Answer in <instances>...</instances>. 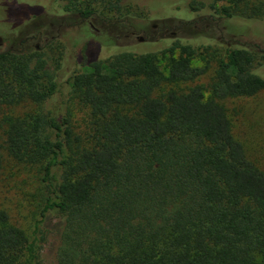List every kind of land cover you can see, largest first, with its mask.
<instances>
[{"label":"trees","instance_id":"obj_1","mask_svg":"<svg viewBox=\"0 0 264 264\" xmlns=\"http://www.w3.org/2000/svg\"><path fill=\"white\" fill-rule=\"evenodd\" d=\"M138 1L132 9L150 21L175 23L174 33L104 44L90 36L88 24L105 11L121 13V5L30 0L41 5H31L20 22L69 15L72 27L84 26L90 38L73 63L64 50L50 57L51 43L0 54V104L41 106L32 117L10 119L0 133V183L8 155L37 168L42 184L31 238L0 210V264H264V171L247 157L220 102L264 90L257 47L225 48L210 97L200 87L162 91L166 81L202 76L194 60L218 47L208 37L183 42L178 29L195 22L187 15L262 23L264 5ZM75 99L88 110L85 134L73 120Z\"/></svg>","mask_w":264,"mask_h":264},{"label":"rangeland","instance_id":"obj_2","mask_svg":"<svg viewBox=\"0 0 264 264\" xmlns=\"http://www.w3.org/2000/svg\"><path fill=\"white\" fill-rule=\"evenodd\" d=\"M83 1L84 4L81 3L82 5H121L125 9L122 10V14H129V6L131 8L132 6L140 5L138 0ZM199 1H203L207 5H227L226 0H218L217 3L215 0ZM31 5L34 4L30 0H19L18 4L11 0H0V54L11 49H26L31 52L33 50L40 51L45 44L51 43L48 49L50 57L55 56L57 58L60 51L64 50L68 54V59L73 63L74 55L76 56L81 51L85 44L84 42L90 38L85 35L84 26L83 29L78 26L72 27L74 23L69 15L59 17L46 16L36 18L27 23H24L25 20L20 22V18L27 17V9L29 11L33 10ZM36 5L41 4L35 3L34 7L38 8ZM247 5H264V0H248ZM133 9L131 8L132 12L127 17L122 16L117 9L105 11L104 18H101L100 22L88 24L91 32L90 36L104 44L118 42L131 45L151 40V38L157 41V37L167 33L165 31L174 33L170 27H175V23L162 24L159 21H150L146 18L142 9ZM22 12L24 15H22ZM186 17L189 20L194 19L195 22L191 26L185 27L184 30L178 29L181 39L184 40L183 42L193 41L194 44H199L198 42H202L205 37H208L209 39L212 38L208 42H215L218 47L210 49L204 54V59L196 58L194 60V67L205 70L202 76L193 82L173 83L166 81L162 88L163 92L177 90L186 93L191 88L200 87L206 97H210L219 63L225 55V48L232 47L236 43L255 45L257 47L255 49L256 54L259 60L263 61L264 21L262 23H239L238 21L233 22L234 19H212L209 14L196 17L194 14L192 16L189 14ZM79 23V20L76 19V24ZM126 24L129 25L128 27L133 28L132 33L126 31L124 28ZM251 37H258L261 41L255 42ZM99 55L100 53L98 52L95 57ZM159 64L167 78L169 72L165 58H160ZM69 65L71 64L69 63ZM74 101L72 100L70 105L74 115L73 120L77 125H81L80 131L85 134L88 130V110L85 107L83 110L77 99ZM220 102L227 109L233 126V133L236 139L243 144L247 157L264 171V90L255 96L229 98ZM59 103L60 101L57 99L50 101L46 108L53 109ZM40 108V104L31 100H26L13 106L0 104L1 135L7 128L10 119L32 117L41 111ZM3 177L0 183V210L6 211L12 225L20 228L24 234L31 238L41 209L40 194L42 193V184L39 171L37 168H30L28 165L18 163L10 156L5 155V173ZM50 251V248H48L44 252L45 259L49 262L52 260Z\"/></svg>","mask_w":264,"mask_h":264},{"label":"flooded vegetation","instance_id":"obj_3","mask_svg":"<svg viewBox=\"0 0 264 264\" xmlns=\"http://www.w3.org/2000/svg\"><path fill=\"white\" fill-rule=\"evenodd\" d=\"M1 45V44H0Z\"/></svg>","mask_w":264,"mask_h":264}]
</instances>
